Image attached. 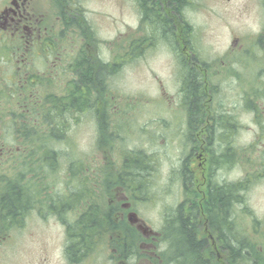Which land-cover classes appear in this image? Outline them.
Segmentation results:
<instances>
[{"label": "rangeland", "instance_id": "1", "mask_svg": "<svg viewBox=\"0 0 264 264\" xmlns=\"http://www.w3.org/2000/svg\"><path fill=\"white\" fill-rule=\"evenodd\" d=\"M36 1L41 10L47 9L51 3V0ZM79 1L84 4L83 12H80L83 19L79 13L76 14L78 18L87 21L89 26L81 20H78L77 25L83 30L88 28V38L84 42L74 40L77 42L74 47L72 46L74 41L70 43L66 38L72 35L70 32L72 25L68 28L53 25L57 34V38H53L57 42V52L64 53L82 47L87 57L91 55L89 65L94 71L99 72L104 66H113L107 74L106 86L102 90L97 85L92 86L88 95L84 94L85 91L81 92V89L73 92L71 97L73 116L68 119L70 128L66 130L64 123L60 122L64 125L57 123L56 127L63 130L60 136L58 135L59 141L45 142L44 150L37 151L38 135L30 137L24 135L21 140L11 141L10 145L14 148L19 146L21 149L7 156V160L0 156V177L9 174L11 180L32 181L30 184L35 186V193L25 195L34 197V202L38 200V205L46 195L50 199L56 196L62 199L71 197L70 202L74 206L70 213L73 224H76L77 219L86 214L83 213L80 201L85 199L91 201L93 197L106 196L105 189L96 185L94 188L93 183L107 174L106 169L112 167L116 171L122 170L127 180L151 182L149 197L155 199L153 205L151 201L149 204L140 203L137 209L143 220L159 229L163 227L162 212L165 206H175L183 197L181 184L169 181L180 179L183 165L185 169L192 165L196 158L195 153L199 150L197 147L199 137H206L207 143H214V154H224L223 156L226 155L224 153L226 147L231 144L230 139L235 142L236 147L257 140L256 125L250 120L239 124L218 117L215 121L204 124L197 122V119L194 120L198 112H195L196 115L192 113L193 101L188 97V93L185 102H182L178 58L175 56L178 48L175 45L178 16L186 28L192 29L191 25H195L202 30L203 36L199 41L204 49L209 48V43L216 42L219 49L227 46L229 40L230 26L226 24L227 28L224 21L234 23L233 21L239 20L235 17L243 10L242 5L247 4L251 9L253 0H199L203 5L201 9L194 6L191 0H176L171 4L173 8L170 4L167 5V0H136V4L132 0ZM153 3L157 5L154 6ZM213 10L217 11H214V15L217 13L219 16L218 30L215 27ZM244 16L245 14L241 17L240 23L254 22V19ZM90 28L94 38L91 36ZM134 37L137 39L136 47L132 40ZM41 49L44 50V47ZM205 54L209 58V52ZM77 60L76 57L73 62ZM114 61L118 63L112 64ZM60 62L64 63L65 60L53 57L46 67L40 60L41 71ZM64 68L65 65H62L54 71H49L52 74L50 80L56 83V87L53 93L41 91L40 100L42 110H53L60 121L66 122L65 117L71 113L68 112L70 105H66L64 100L68 97L65 86L68 81L64 79ZM45 71L48 72V69ZM188 71L189 68L186 69V72ZM188 76L193 82L194 75L188 73ZM75 78L76 73L71 72L69 79ZM249 79L251 75H248ZM186 84L185 82V87ZM217 87L221 99L231 104H234L238 97H242L233 79L232 81L223 79ZM84 88L86 87L82 90ZM192 100H195L194 97ZM218 102L221 101L216 99L215 105ZM34 105L33 101L31 106ZM207 111L208 109L204 107L201 110L204 115H207ZM213 113L219 115L216 109ZM80 115L84 118L78 119ZM52 149L59 155H55ZM257 149L256 147L251 152L259 155ZM44 154L46 157L37 163L32 162ZM67 157L70 158L72 165L80 161L86 165L81 172L71 171V168L65 171ZM107 164H110V167ZM232 166L230 161L220 160L216 167L220 168L216 174L217 179L234 181L244 173L243 167ZM75 167L80 169L78 166ZM246 168L249 169L250 166ZM83 180L88 181V197L81 195L80 182ZM258 186L260 185L256 180L252 181L245 195L247 211L255 218L264 210V197L261 196ZM217 194L221 195V192ZM239 199L240 191L236 189L232 200L235 201L234 210L240 213L241 210L237 206L243 208L244 203L240 206ZM38 211L44 213L45 210H40L36 206L23 226L21 259L18 260L15 247L14 253L2 264H66L64 259H61L60 252L65 243L64 228L60 220L54 216L43 219L46 213L38 215ZM217 216L220 220L216 224L220 225L224 215L222 213ZM252 216L242 214L246 220L253 219ZM233 222L238 224L240 218ZM248 227L250 226H245ZM174 235L178 240L179 232ZM176 244L181 245L179 240ZM186 249L182 250L183 258L189 262L194 261V257ZM205 251L206 255L201 256L202 259L209 255V248ZM243 263L245 261H238V264ZM213 264H216V261H213Z\"/></svg>", "mask_w": 264, "mask_h": 264}, {"label": "flooded vegetation", "instance_id": "2", "mask_svg": "<svg viewBox=\"0 0 264 264\" xmlns=\"http://www.w3.org/2000/svg\"><path fill=\"white\" fill-rule=\"evenodd\" d=\"M132 1L134 4L137 2ZM191 2L199 9L203 7L199 0ZM171 3V0H167V5ZM39 6L36 0H0V156H7L13 151L9 147H3L5 141L24 138L25 91L39 93L47 87L55 88L56 83L46 79L47 75L50 77V72L47 74L44 69L41 71L40 60L47 66L53 57L64 59V63L49 65L48 71L65 65L64 79L68 81L65 86L68 85L71 90L78 85L81 90L85 87L81 82V66L87 63L83 64V60L74 63L75 54L72 51L57 52V42L53 39L57 38V34L52 27L59 25L68 28L72 25V29L78 20L83 21L76 13L80 14L84 4L79 0H51L47 9L41 10ZM242 6L243 10L235 17L239 20H232L234 23L224 21L227 28V25L230 26L229 40L227 46L219 49L217 42L209 43V48L204 49L199 41L203 36L202 30L195 25H191L192 29L186 28L178 16L175 38L178 48L175 56L178 58L182 102L187 97V75H194L193 82L197 92L194 99L198 103V115L194 114V120L204 124L215 121L218 117L239 124L250 120L256 125L257 140L236 147L235 142L230 139L231 144L226 147V155L223 156L224 154H214V143H207L206 137H199L196 158L186 169L182 166L180 179L177 180L181 184L183 197L177 205L165 206L162 212L163 227L159 229L145 227L137 209L140 203L151 201L153 205L155 199L149 197L151 182L119 179L104 184L103 180H97L95 185L105 189L107 201L104 203L100 197H93L90 203L87 199L80 201L83 213L86 214L77 219L76 225L73 224L70 213L74 206L70 202L71 197L62 199L56 196L50 199L46 195L38 205L39 201L35 198L34 202V197L26 196V191L21 186L19 192L22 200L26 196L28 204H24L21 211H13L5 205L0 213V264L14 253L15 247L18 260L21 259L23 226L36 206L45 210L43 219L54 216L60 220L65 234V243L60 252L61 259L66 264H213V261L216 264H238V261H245L243 264L264 263V210L257 218L250 215L245 197L247 187L254 180L259 183L260 194L264 197V0H253L251 9L247 4ZM170 7L173 8L172 5ZM214 11H217L213 10V17L218 30L219 16L217 13L214 15ZM244 14L254 19V22L240 23ZM80 39L87 40L85 37ZM43 42L54 51H43ZM206 52H209V58L206 57ZM71 72L76 73L75 79H69ZM248 75H251L249 80ZM223 79L235 80L236 87L242 94L234 104L220 97L217 86ZM216 99L221 102L215 105ZM68 103V112L71 114L65 117L66 120L73 116L72 99ZM203 107L208 109L207 115L202 114ZM214 109L218 116L213 113ZM81 117L83 118L82 115ZM256 147L259 155L251 152ZM220 160L230 161L232 168L243 167L244 173L234 181L218 180L216 174L220 168L216 167ZM67 166L71 168V160L68 158ZM87 182L81 181L83 197L89 196ZM236 189L240 191L239 205L244 203L243 208L237 206L242 211L240 213L234 210L235 201L232 200ZM30 191L35 193V189ZM221 191L228 201V208L223 213L222 223L217 225L218 211L213 199ZM44 213L38 211V215ZM133 214L140 218L139 221L130 222L136 219ZM242 214L252 216L253 219H248L251 220L249 222ZM87 217L94 218L89 227L82 222ZM239 218L240 222L235 224L233 220ZM182 219H189L193 225L196 241L204 242L199 249L200 254L195 255L191 262L183 258L182 250L185 246L181 243V236H177L179 245L176 244L178 240L174 235L180 232ZM105 220H108V226H105ZM95 224L99 226L93 227ZM207 248L209 255L202 259Z\"/></svg>", "mask_w": 264, "mask_h": 264}, {"label": "trees", "instance_id": "3", "mask_svg": "<svg viewBox=\"0 0 264 264\" xmlns=\"http://www.w3.org/2000/svg\"><path fill=\"white\" fill-rule=\"evenodd\" d=\"M175 1L171 0L172 3ZM170 22H172V21H170ZM162 23H163V21H162ZM130 51H131V49H130ZM110 68H113V67L104 66V68H102V70H100L99 72H96V71H94V68H91L90 65L81 66V82L83 81L84 86L86 87V94L87 95L89 93H91V87L92 86L97 85L100 90H102V88H105L106 77H107L108 72L111 70ZM186 83H187L186 84V90L188 93V97L191 99V101H193L192 113L195 114V112H197L196 110L198 107V103H197V101L192 100V99H193L194 95H197L196 87L194 85V82H192L191 77H189V76L186 78ZM52 116H54V115L53 114H51V115L46 114L43 116L42 121H41V126L45 127L43 129V131L47 130L48 128L53 129L54 118H52ZM58 124L64 125V124H60V123H58ZM25 125L29 126L27 123H25ZM5 179H9V177H8V175L3 174L0 177V180H5ZM10 181H15V182H12V184L9 183L6 186L7 192L0 193V197H1L0 198V212L2 210V206L4 207L5 205H6V207H8L9 209H11L13 211H18V210L21 211L24 204L25 205L28 204V200L26 199V196H24L25 199L22 200V197H21L22 194L19 192V188H18L19 185L16 183V181H20V183H22V180L17 179V180H10ZM138 181H141V180H138ZM0 188H2V185L0 186ZM222 195H223L222 191H221V195H218L216 193L215 194L216 197L214 196V199H213V204L217 208V211H218L217 215L224 213L228 208V201ZM218 218H219V216H217L216 222H218V220H220ZM93 220L92 219L89 220L87 218H84L82 222L84 223L85 226L87 224L89 227L90 224L93 222ZM181 221H182V224L180 226V232H179L181 239H182L181 243L185 246V248H187L189 250V253L193 257L195 255L197 256L200 254L199 249L204 244V242H197L196 241L194 233H193V225L190 224L189 219H182Z\"/></svg>", "mask_w": 264, "mask_h": 264}, {"label": "bare ground", "instance_id": "4", "mask_svg": "<svg viewBox=\"0 0 264 264\" xmlns=\"http://www.w3.org/2000/svg\"><path fill=\"white\" fill-rule=\"evenodd\" d=\"M165 34V33H164ZM204 264V263H203Z\"/></svg>", "mask_w": 264, "mask_h": 264}]
</instances>
